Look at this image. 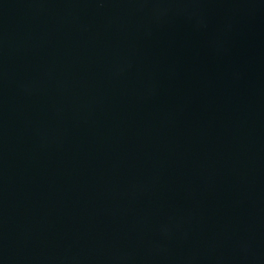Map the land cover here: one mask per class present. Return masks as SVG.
<instances>
[{
  "label": "water",
  "instance_id": "obj_1",
  "mask_svg": "<svg viewBox=\"0 0 264 264\" xmlns=\"http://www.w3.org/2000/svg\"><path fill=\"white\" fill-rule=\"evenodd\" d=\"M0 264H264V0H0Z\"/></svg>",
  "mask_w": 264,
  "mask_h": 264
}]
</instances>
